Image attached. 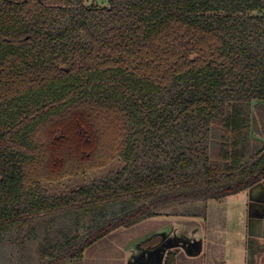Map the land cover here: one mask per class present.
I'll list each match as a JSON object with an SVG mask.
<instances>
[{
	"label": "trees",
	"instance_id": "1",
	"mask_svg": "<svg viewBox=\"0 0 264 264\" xmlns=\"http://www.w3.org/2000/svg\"><path fill=\"white\" fill-rule=\"evenodd\" d=\"M86 1L0 0V264H82L264 181V0Z\"/></svg>",
	"mask_w": 264,
	"mask_h": 264
},
{
	"label": "rangeland",
	"instance_id": "2",
	"mask_svg": "<svg viewBox=\"0 0 264 264\" xmlns=\"http://www.w3.org/2000/svg\"><path fill=\"white\" fill-rule=\"evenodd\" d=\"M88 6L107 7L110 0H87ZM122 163L115 161L113 164L99 170L90 171L85 175L73 178L63 184L53 186V189L60 192H68L73 188L80 187L89 181L107 174L110 170H116L121 167ZM240 196H228L223 201L211 202L205 218L188 220L175 216L171 220L175 226L174 232L184 233L191 237V230L197 237L193 242L202 243V254L197 258L190 260L192 264H250L249 259L245 258L246 240L241 237L239 228L243 223L240 221L242 205L240 204ZM161 221V220H160ZM151 222V221H150ZM145 222L137 226L126 229H119L114 234L115 245L108 248V240L102 241L87 252V256L83 258L82 264H129L132 256L138 253V249L134 246L137 234L142 233L146 226L154 225L153 222ZM155 223V222H154ZM159 226V225H158ZM171 226V225H170ZM157 228V226L155 227ZM188 230V231H187ZM172 234V233H171ZM240 235V236H239ZM110 240V239H109ZM182 243V242H181ZM107 244V248L105 246ZM247 245V244H246ZM105 246L106 251H103ZM127 246V247H126ZM112 247V246H111ZM124 248H126L124 250ZM264 243L262 247L258 245L251 258L254 257L255 264H264ZM168 251L176 252L178 256L177 264H189L186 260L187 254L182 245H176ZM1 264H16L10 260L1 261ZM251 264H253L251 262Z\"/></svg>",
	"mask_w": 264,
	"mask_h": 264
},
{
	"label": "crops",
	"instance_id": "3",
	"mask_svg": "<svg viewBox=\"0 0 264 264\" xmlns=\"http://www.w3.org/2000/svg\"><path fill=\"white\" fill-rule=\"evenodd\" d=\"M234 195H238L240 196V204L242 205V210L241 215H240V221L243 223V225H241L239 228L242 230V233L240 231V235L242 238H244L247 242L245 244V249L246 252H248V256L246 254L247 259H249V263L251 264V262L253 264L254 263V257L251 258V254L254 253V251L256 250V247L258 245H260V247H262V244L264 243V181H262L261 183H258L256 185H254L253 187L241 191L237 194ZM233 196V195H231ZM175 216H171L168 214H159L156 217H153L151 219H148L146 221H143L139 224L142 223H147L150 222L154 225H148L146 226L145 230H143L142 233L137 234L135 237L137 238L136 242H134V246H136L138 249V253L134 254L132 256V260L131 262L129 261V264H137L135 262V259L141 255L143 258H147V256L149 255V253L151 251H153V248H149V247H144L142 246V242H144L145 240L149 239L151 236L156 235V234H160V235H164V239H167L168 237H172L174 236V229L175 226L172 225L171 220H173ZM179 217V216H177ZM184 219L191 220V219H198V218H202V217H181ZM161 220V221H160ZM137 224V225H139ZM135 225V226H137ZM159 225V226H158ZM171 225V226H170ZM157 226V228H155ZM124 230V228H122ZM188 231V230H187ZM192 231V230H191ZM117 232V231H116ZM172 233V234H171ZM176 234L177 231L175 232ZM114 234H116L115 232L113 234H111L108 239V248H113V246L115 245L114 241ZM180 234L186 235L184 233V231H181ZM188 235V234H187ZM239 235V236H240ZM110 239V240H109ZM105 240V242H106ZM106 248H107V244H105ZM105 246L103 247V251L105 252ZM112 246V247H111ZM127 247V246H126ZM166 248H163V250L159 255V261L158 264H165V259L166 256L168 254V249L171 248V246H165ZM126 248H124L125 250ZM127 250V249H126ZM202 251L196 255V256H190L187 255L186 260L189 264V261L192 259L197 258V256L201 255ZM84 256H87V252L84 254ZM179 255H177L178 257ZM246 264V262H245Z\"/></svg>",
	"mask_w": 264,
	"mask_h": 264
},
{
	"label": "flooded vegetation",
	"instance_id": "4",
	"mask_svg": "<svg viewBox=\"0 0 264 264\" xmlns=\"http://www.w3.org/2000/svg\"><path fill=\"white\" fill-rule=\"evenodd\" d=\"M161 236H162V240L160 242L155 244L153 247H149V248H153V251L149 253L147 258H143L141 255H139L135 259V262L137 264H158V261L160 260L159 255L162 252L160 250H163V248H166L165 246L167 245L171 246V248L168 249L170 250L172 248H175L176 245H182V243L184 242L188 243V242H192L195 238L197 239V237L192 231H191V237L187 235H183V234H176L175 232H174V236L168 237L167 239H164L165 237L164 235H161Z\"/></svg>",
	"mask_w": 264,
	"mask_h": 264
},
{
	"label": "water",
	"instance_id": "5",
	"mask_svg": "<svg viewBox=\"0 0 264 264\" xmlns=\"http://www.w3.org/2000/svg\"><path fill=\"white\" fill-rule=\"evenodd\" d=\"M182 248L187 255L196 256L202 251V243L201 242H184L182 243Z\"/></svg>",
	"mask_w": 264,
	"mask_h": 264
}]
</instances>
